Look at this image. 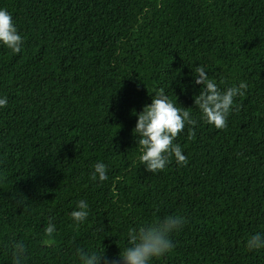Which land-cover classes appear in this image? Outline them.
I'll return each mask as SVG.
<instances>
[{
  "label": "trees",
  "instance_id": "obj_1",
  "mask_svg": "<svg viewBox=\"0 0 264 264\" xmlns=\"http://www.w3.org/2000/svg\"><path fill=\"white\" fill-rule=\"evenodd\" d=\"M24 39L0 45V264H79L76 249L116 261L129 228L186 219L174 248L151 264H264V0H0ZM203 66L221 91L247 83L227 128L194 98ZM163 88L189 109L174 143L188 159L149 173L136 115ZM177 100V101H176ZM238 109V110H237ZM106 181L92 180L95 165ZM89 216L70 217L78 201ZM56 225L53 243L45 228ZM102 246V247H101Z\"/></svg>",
  "mask_w": 264,
  "mask_h": 264
},
{
  "label": "clouds",
  "instance_id": "obj_2",
  "mask_svg": "<svg viewBox=\"0 0 264 264\" xmlns=\"http://www.w3.org/2000/svg\"><path fill=\"white\" fill-rule=\"evenodd\" d=\"M24 44L23 37L13 21L12 15L5 9H0V45L5 46L13 53H20ZM194 83L203 87L199 95L194 98V105L202 114L203 120L216 128H227V119L235 106L237 97H243L247 91V83L241 82L238 86H231L221 91L216 82L209 78L203 66L195 67ZM177 101V100H176ZM8 104L7 97H0V108ZM238 110V109H237ZM136 115V125L133 132L137 133L141 155L139 161L149 173L163 171L172 159L180 166L188 164L187 157L179 144L174 143L178 135L188 127L189 139L195 138V125L190 108L185 109L174 104L161 88L152 96L151 104L144 106ZM92 180L106 181L107 166L98 162L91 175ZM89 205L80 200L70 213V217L77 225L83 224L89 216ZM186 219L179 215H168L151 224L132 227L127 232V247L119 252L116 261H109L102 251H85L77 248L76 255L79 264H151L154 258L169 253L173 248L171 236L179 232L186 224ZM45 236L49 239L43 244L50 246L56 232V225L50 220L45 228ZM249 250L264 248V234L256 233L246 242ZM27 249L23 243L12 246L13 264H23Z\"/></svg>",
  "mask_w": 264,
  "mask_h": 264
}]
</instances>
